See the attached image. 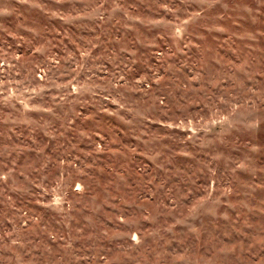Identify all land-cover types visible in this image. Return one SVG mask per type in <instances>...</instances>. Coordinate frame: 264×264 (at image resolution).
I'll return each mask as SVG.
<instances>
[{
	"label": "rangeland",
	"instance_id": "1",
	"mask_svg": "<svg viewBox=\"0 0 264 264\" xmlns=\"http://www.w3.org/2000/svg\"><path fill=\"white\" fill-rule=\"evenodd\" d=\"M0 264H264V0H0Z\"/></svg>",
	"mask_w": 264,
	"mask_h": 264
}]
</instances>
